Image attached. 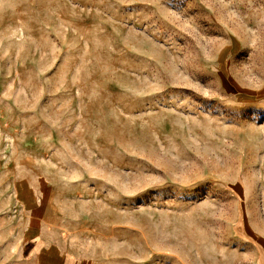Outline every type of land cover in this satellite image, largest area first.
<instances>
[{
	"label": "rangeland",
	"instance_id": "1",
	"mask_svg": "<svg viewBox=\"0 0 264 264\" xmlns=\"http://www.w3.org/2000/svg\"><path fill=\"white\" fill-rule=\"evenodd\" d=\"M37 160L106 264H258L264 0H0V194Z\"/></svg>",
	"mask_w": 264,
	"mask_h": 264
},
{
	"label": "crops",
	"instance_id": "2",
	"mask_svg": "<svg viewBox=\"0 0 264 264\" xmlns=\"http://www.w3.org/2000/svg\"><path fill=\"white\" fill-rule=\"evenodd\" d=\"M54 166L37 160L9 176L0 194V264H106L99 248L82 237L83 216L69 214V206L77 207L82 199L66 198ZM243 185L247 193L240 196L241 215L230 226V236L248 248L254 241L264 244V231L253 221L259 210L250 204L256 199L264 207V195L249 192L250 179ZM256 252L258 264H264V248Z\"/></svg>",
	"mask_w": 264,
	"mask_h": 264
}]
</instances>
